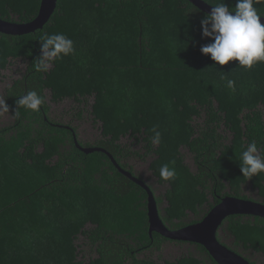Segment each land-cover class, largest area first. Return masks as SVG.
I'll return each instance as SVG.
<instances>
[{
  "label": "trees",
  "instance_id": "trees-1",
  "mask_svg": "<svg viewBox=\"0 0 264 264\" xmlns=\"http://www.w3.org/2000/svg\"><path fill=\"white\" fill-rule=\"evenodd\" d=\"M40 1L0 0V18L30 22ZM255 6L264 15V0ZM206 15L187 0H57L42 28L0 33V82L10 78L0 93L10 108L0 125V264H217L199 244L150 234L147 191L107 154L139 179L129 161L150 158L162 197L143 180L169 229L201 220L224 197L249 198L245 188L264 200V173L248 178L239 165L248 143L264 150V62L249 70L202 54L213 42L202 37ZM58 33L73 40L74 54L37 72L41 36ZM29 91L44 99L38 113L16 105ZM64 100L69 109L53 114L49 102ZM87 118L98 136L85 140L75 123ZM163 164L175 180L160 178ZM219 229L232 238L220 241L264 264V218L230 215ZM166 243L195 253L163 259Z\"/></svg>",
  "mask_w": 264,
  "mask_h": 264
},
{
  "label": "clouds",
  "instance_id": "clouds-1",
  "mask_svg": "<svg viewBox=\"0 0 264 264\" xmlns=\"http://www.w3.org/2000/svg\"><path fill=\"white\" fill-rule=\"evenodd\" d=\"M259 0H236L234 8L222 0L212 7L210 14L201 21L202 37L213 42L201 46L202 54L210 55L211 60L218 65H227L230 61H238L239 66L251 69L257 63L264 62V24L256 4ZM41 55L35 61L37 72H47L50 65L74 54V42L62 33L46 34L40 38ZM226 80L227 87L235 92V81ZM44 99L36 91H29L21 96L16 105L38 113ZM5 112L10 111L5 101H0ZM19 117V111H13ZM155 132V129H153ZM154 142H160V133L155 132ZM240 171L243 176L252 178L264 173V150L255 141L248 143L239 158ZM160 178L171 182L177 178L174 168L163 164L159 169Z\"/></svg>",
  "mask_w": 264,
  "mask_h": 264
},
{
  "label": "water",
  "instance_id": "water-1",
  "mask_svg": "<svg viewBox=\"0 0 264 264\" xmlns=\"http://www.w3.org/2000/svg\"><path fill=\"white\" fill-rule=\"evenodd\" d=\"M56 1L57 0H41L37 16L27 23L11 22L0 18V33L21 35L42 28L53 13L56 7ZM187 1L202 12L210 14L212 6L203 0ZM261 23L264 24V18H261ZM78 147L85 153L103 151L99 148L81 147L79 145ZM107 154L119 173L128 177L147 191L150 234L154 231L169 240L199 244L205 248L210 257L217 264H253L220 241L217 235L221 223L230 215H250L264 218V202H258L250 198L227 196L212 207L201 220L177 229H169L160 218L155 195L151 191L150 186L143 179H139L133 176L129 171L123 169L109 153Z\"/></svg>",
  "mask_w": 264,
  "mask_h": 264
},
{
  "label": "rangeland",
  "instance_id": "rangeland-1",
  "mask_svg": "<svg viewBox=\"0 0 264 264\" xmlns=\"http://www.w3.org/2000/svg\"><path fill=\"white\" fill-rule=\"evenodd\" d=\"M10 82V78H5L0 82V93L3 90V87ZM51 105V112L53 114H59V112L62 109H69V106L71 105L70 101L64 100L58 104H54L49 102ZM9 121V116L8 114L3 110V107L0 106V125L6 124ZM75 125L78 126V132L79 135L82 139H92L93 137L95 138L98 136V131L96 129V126L92 124V122L87 118L83 122H76ZM88 141V140H87ZM122 142L126 143L127 139L123 138L121 140ZM131 142V141H130ZM129 143V142H127ZM132 150H138L139 146H131ZM182 152L185 155V162L191 167V169L194 168L192 164V159L191 156L187 153L186 150H182ZM150 158H132L129 163L133 166L135 172L139 174L148 184H150L156 194V196L162 197V194L164 192V187L163 185H158L156 183V179L152 176L151 172L148 170V164H149ZM243 194L248 196L251 199H258V195L256 191H252L248 188H245L243 191ZM165 205L164 201L160 203V209L163 208ZM218 235L222 238V241L231 244L232 238L231 236H227L225 232H221L219 230ZM238 250L241 251L239 248ZM195 253V249L190 246L189 244H173V243H166L164 246V250L162 252V258L166 260H172L182 254L186 253ZM242 252V251H241ZM244 255L248 256L250 260L254 261L256 264H263L262 257L258 254H255L251 251H245L243 253ZM162 264V262L160 263Z\"/></svg>",
  "mask_w": 264,
  "mask_h": 264
},
{
  "label": "flooded vegetation",
  "instance_id": "flooded-vegetation-1",
  "mask_svg": "<svg viewBox=\"0 0 264 264\" xmlns=\"http://www.w3.org/2000/svg\"><path fill=\"white\" fill-rule=\"evenodd\" d=\"M253 200H256V201H258V202H264V200L261 199L260 197H258V199H253Z\"/></svg>",
  "mask_w": 264,
  "mask_h": 264
}]
</instances>
